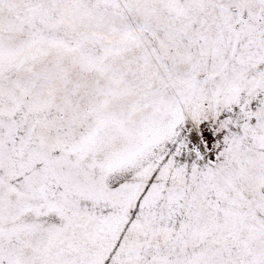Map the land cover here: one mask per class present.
I'll list each match as a JSON object with an SVG mask.
<instances>
[{
    "label": "snow or ice",
    "instance_id": "snow-or-ice-1",
    "mask_svg": "<svg viewBox=\"0 0 264 264\" xmlns=\"http://www.w3.org/2000/svg\"><path fill=\"white\" fill-rule=\"evenodd\" d=\"M0 264H264V0H0Z\"/></svg>",
    "mask_w": 264,
    "mask_h": 264
}]
</instances>
